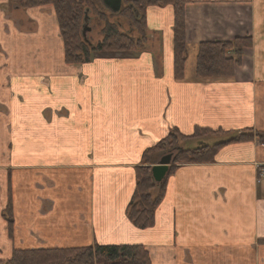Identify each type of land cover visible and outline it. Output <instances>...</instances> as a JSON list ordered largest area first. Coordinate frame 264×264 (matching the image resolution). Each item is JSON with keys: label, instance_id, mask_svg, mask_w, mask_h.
<instances>
[{"label": "crops", "instance_id": "1", "mask_svg": "<svg viewBox=\"0 0 264 264\" xmlns=\"http://www.w3.org/2000/svg\"><path fill=\"white\" fill-rule=\"evenodd\" d=\"M179 1L186 62L177 79L171 5L145 9L154 37L145 49L69 65L52 6L0 0V259L15 249L140 245L152 264H264V0ZM235 38L250 45L233 77L197 78L198 44ZM196 128L213 132L171 150L221 144L212 160L177 164L153 224L136 227L126 211L144 152Z\"/></svg>", "mask_w": 264, "mask_h": 264}, {"label": "trees", "instance_id": "2", "mask_svg": "<svg viewBox=\"0 0 264 264\" xmlns=\"http://www.w3.org/2000/svg\"><path fill=\"white\" fill-rule=\"evenodd\" d=\"M23 8L52 6L57 18L63 41L64 61L66 64H80L90 60L92 53L140 50L146 47L145 9L148 6L171 5L173 7V68L175 78L183 77L186 62L184 1L179 0H97L102 12L96 11L104 23L102 38L95 45L84 39L82 25L86 9L83 3L91 5V0H13ZM88 10V9H87ZM126 18L137 32L134 39L119 30L118 23L108 22L106 14ZM250 45L248 38H235L226 42H201L195 57V76L199 79L231 78L235 67L240 66L242 49ZM235 56V60L228 57ZM210 129L196 128L190 136H184L173 130L143 155V166L137 168L135 190L127 207V216L138 228H148L153 224L154 213L164 191V182L159 185L152 181L150 170L153 155L163 154L174 148L179 142L197 139L211 133ZM259 142L264 145V131L256 133ZM252 136L241 135L236 140H248ZM221 144L202 145L194 149L178 152L166 175L180 163H202L212 160ZM158 186L157 194L153 195ZM10 202L3 217L8 222V233H12V214ZM264 243V241L262 242ZM0 264H152L148 252L140 245H93L78 248L18 249L13 250Z\"/></svg>", "mask_w": 264, "mask_h": 264}, {"label": "rangeland", "instance_id": "3", "mask_svg": "<svg viewBox=\"0 0 264 264\" xmlns=\"http://www.w3.org/2000/svg\"><path fill=\"white\" fill-rule=\"evenodd\" d=\"M83 8L88 9L87 13L85 15V18H87L86 20V24H85V30H84V38L88 40V42L95 44L97 43L99 40H101L102 38V33H103V29H104V23L103 21H100L97 17V15L95 14V10L96 11H100L102 12V7L99 5V3L97 2V0H91V5L89 7L88 4H86L85 2L83 3ZM106 14V18L108 22H112V23H116V22H125L124 27L127 26V24L129 23V21L126 18L120 17V16H111L108 13ZM130 24V23H129ZM121 31V30H120ZM146 40L147 43L149 44L150 42H152L153 37V33L146 32ZM130 36L133 38L137 37V32L130 33ZM171 151V152H170ZM168 152V151H167ZM165 152V153H167ZM171 156L175 154L174 150H169Z\"/></svg>", "mask_w": 264, "mask_h": 264}, {"label": "water", "instance_id": "4", "mask_svg": "<svg viewBox=\"0 0 264 264\" xmlns=\"http://www.w3.org/2000/svg\"><path fill=\"white\" fill-rule=\"evenodd\" d=\"M170 161H171V156L166 155L161 158L159 163H157L152 167L151 176L156 183H159L164 179L168 167L170 165Z\"/></svg>", "mask_w": 264, "mask_h": 264}, {"label": "built area", "instance_id": "5", "mask_svg": "<svg viewBox=\"0 0 264 264\" xmlns=\"http://www.w3.org/2000/svg\"><path fill=\"white\" fill-rule=\"evenodd\" d=\"M262 175L264 176V171H261Z\"/></svg>", "mask_w": 264, "mask_h": 264}]
</instances>
